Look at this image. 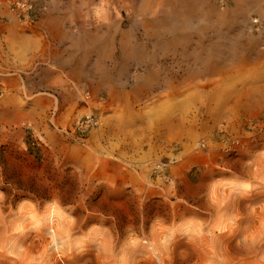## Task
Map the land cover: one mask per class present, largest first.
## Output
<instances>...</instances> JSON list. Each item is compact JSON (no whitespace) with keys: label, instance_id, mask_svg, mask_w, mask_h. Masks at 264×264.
Segmentation results:
<instances>
[{"label":"rangeland","instance_id":"374dc122","mask_svg":"<svg viewBox=\"0 0 264 264\" xmlns=\"http://www.w3.org/2000/svg\"><path fill=\"white\" fill-rule=\"evenodd\" d=\"M197 1L0 0V264H159L144 241L193 262L221 227L247 242L223 203L242 183L264 208V18L244 23L264 4Z\"/></svg>","mask_w":264,"mask_h":264},{"label":"bare ground","instance_id":"6f19581e","mask_svg":"<svg viewBox=\"0 0 264 264\" xmlns=\"http://www.w3.org/2000/svg\"><path fill=\"white\" fill-rule=\"evenodd\" d=\"M137 1L139 2V4H143V11H145L147 14H152L151 12H149V10L151 9L150 4L153 0ZM163 1L164 0H157L158 7L163 4ZM188 1L196 3V0ZM258 4L264 3L262 2V0H260ZM251 11H255L261 17V19L264 18L263 7H256L255 9L250 10L248 14H246L247 19L244 22L246 26L245 28L249 29L251 28L249 27V25H253L257 26L258 30H262L263 21L258 18H250ZM156 13L157 12H155V14ZM177 16L180 17V14H177ZM166 30H173V24L168 26ZM163 166L164 165H157L156 169H158L159 171L163 170ZM256 177L264 181V166H261L258 169ZM231 187L233 189L232 191H234L236 194L230 196V198H228L230 201L223 203V205L233 210L235 214V226L242 220L249 227V237L247 242L244 244H239L236 241L238 237L234 230L232 233L227 232L229 234H224L226 227H221L218 229L220 230V235L217 237H215V235H212L210 239L213 245L209 244L207 247L202 248V253H197L196 261L192 262V260H189L188 262H173L167 261L165 258H160V255L158 253L159 248L157 249L156 246L149 241H144V243L147 244L150 248L151 253L157 258L159 264H216L215 259L213 257L207 256L212 255L219 250L224 251L227 257L225 262H221L219 264H264V208L260 209V211L251 209L249 212L247 210L249 207H252L255 204L254 199H258L260 197L254 198V195L243 193V189L245 190L246 188H248V186H246L245 184L235 183ZM213 190L214 189H212V191ZM262 198L264 199V195L262 196ZM60 218V213L53 209L49 211V213L42 220V223L46 227L47 233L51 236V241L53 243L52 247L54 248V250H59L63 248L62 239L63 232L65 231V229L63 226H61ZM216 238H219V240L221 241L220 244L215 243ZM165 248L166 245H164V249ZM60 256L61 255L58 254V257ZM62 264H66V262H63Z\"/></svg>","mask_w":264,"mask_h":264},{"label":"built area","instance_id":"2783aa9c","mask_svg":"<svg viewBox=\"0 0 264 264\" xmlns=\"http://www.w3.org/2000/svg\"><path fill=\"white\" fill-rule=\"evenodd\" d=\"M220 4H225V0H219ZM10 8L13 12L18 15L29 17V13L32 9V6L29 2L23 0H11Z\"/></svg>","mask_w":264,"mask_h":264},{"label":"crops","instance_id":"0c3cea01","mask_svg":"<svg viewBox=\"0 0 264 264\" xmlns=\"http://www.w3.org/2000/svg\"><path fill=\"white\" fill-rule=\"evenodd\" d=\"M194 4H200V3H198V1L196 0V3H194Z\"/></svg>","mask_w":264,"mask_h":264}]
</instances>
